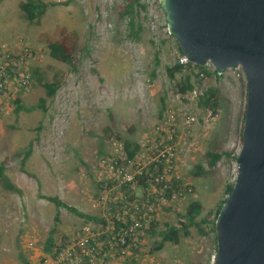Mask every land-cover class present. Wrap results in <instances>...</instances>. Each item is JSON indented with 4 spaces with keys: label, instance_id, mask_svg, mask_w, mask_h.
Listing matches in <instances>:
<instances>
[{
    "label": "rangeland",
    "instance_id": "1",
    "mask_svg": "<svg viewBox=\"0 0 264 264\" xmlns=\"http://www.w3.org/2000/svg\"><path fill=\"white\" fill-rule=\"evenodd\" d=\"M24 1L0 0V38L25 37L36 52L33 67L41 69L40 80H58L61 86L48 100L46 113L36 109L16 114L13 102L9 110L0 112V164L5 166L7 178L21 189V193L11 191L0 180V264H24L22 257L39 264L46 254L44 248L55 227L58 207L45 195L58 196L84 213L104 217L97 196L104 192L113 198L119 186L111 181L109 189L110 175L100 166L99 157L119 158L118 145L126 137L139 141L143 133H151L163 105L164 111L180 113V130L184 114L199 116L194 130L182 131L185 136L197 137L199 147L187 160L183 176L192 191L164 211L157 230L177 220L178 213L184 214L187 205L196 200L203 205L198 219L206 221L192 226L190 235L182 236L178 244L167 242L161 251H152L160 236L149 233L142 252L135 250L131 260H117L116 264H212L217 256L215 215L228 196V186L235 183V156L242 146L247 98L242 70L228 69L218 76L211 67L207 77L200 79L198 69L186 68L171 79L167 66L178 62L180 50L168 33L159 0H137L133 8L128 5L133 0H44L58 4L40 22L32 23L21 10ZM65 34L77 37L73 64L50 55L49 44ZM187 74L192 75L195 91L183 95L178 84ZM40 80L35 79L20 97L26 107L35 106L46 96ZM210 89L218 90L220 116L207 126L200 93ZM30 148L25 173L22 159ZM208 152L223 155L213 168ZM196 166L201 167L199 174ZM97 181L111 186L103 191ZM110 191L114 193L110 195ZM59 218L55 233L58 245L70 242L85 226L104 228L66 207L60 208Z\"/></svg>",
    "mask_w": 264,
    "mask_h": 264
},
{
    "label": "water",
    "instance_id": "2",
    "mask_svg": "<svg viewBox=\"0 0 264 264\" xmlns=\"http://www.w3.org/2000/svg\"><path fill=\"white\" fill-rule=\"evenodd\" d=\"M189 61L247 86L237 176L216 219L215 264H264V0H159Z\"/></svg>",
    "mask_w": 264,
    "mask_h": 264
},
{
    "label": "built area",
    "instance_id": "3",
    "mask_svg": "<svg viewBox=\"0 0 264 264\" xmlns=\"http://www.w3.org/2000/svg\"><path fill=\"white\" fill-rule=\"evenodd\" d=\"M32 50L22 36L15 40L0 38L2 113L10 109L14 97H21L32 87L30 70ZM177 58L184 66L191 63L181 51L177 53ZM211 67L214 68L209 63L207 68ZM241 72L244 75L243 70ZM198 75L199 78L207 77L206 73L200 71ZM179 115L180 113L173 109H166L160 115L155 129L151 133H143L140 137L138 141L140 149L135 159L128 164L118 166L117 159L114 158L100 160V166L110 175L108 180L118 183L121 208L115 212L114 218L106 217L105 228H99L94 224L85 226L70 242L54 252L46 253L39 264H116L117 260H131L135 250L143 251L149 230L154 224L162 222L166 207L181 203L185 192L190 191L183 176L187 160L199 147V141L193 135L185 136L182 131L194 130L199 122V116L194 112L184 114L181 119L183 130H180ZM219 116L218 108L208 106L202 118L209 126L218 121ZM118 151L119 158L122 161L126 160L124 141L118 145ZM143 174L148 175L145 186L141 185L139 180V176ZM174 183L181 185L173 189ZM124 185L130 186L132 191L124 190L122 188ZM136 189L139 192H136ZM100 200L106 203L108 194L102 192ZM180 221L179 217L169 223L179 225ZM216 257V255L213 257L212 264H215ZM110 259L111 263H107ZM144 264L152 263L146 261Z\"/></svg>",
    "mask_w": 264,
    "mask_h": 264
},
{
    "label": "trees",
    "instance_id": "4",
    "mask_svg": "<svg viewBox=\"0 0 264 264\" xmlns=\"http://www.w3.org/2000/svg\"><path fill=\"white\" fill-rule=\"evenodd\" d=\"M136 3H137V0H133L128 5H129V7L133 8V6ZM57 4L58 3L54 2V1L46 2L44 0H26V1L21 3L20 7H21V10L24 12L26 19L32 23V22H40L42 19H44L48 10ZM131 24H132V26H134L133 22ZM76 45H77L76 35L75 34H65L62 37H60L58 40L49 44L50 55L52 58H54L58 61L73 64L74 53L76 51ZM178 47H179V50L181 51V53H183L179 45H178ZM32 52H33L32 53L33 59L31 60V63H30V70L32 73V80L34 82L35 79L40 80L43 77V73H42L40 68L33 67V61L36 57V52H35V50H32ZM156 58H157V61L159 62V55H157ZM186 68H188L189 70L198 69L200 72H204L206 74H207V69H208L207 66L201 67V66H198V65L193 64V63H189V65L184 66V65L180 64L179 62H177L173 66H167V72H168V75L171 79H175L176 74L184 71ZM215 72L219 76L217 70H215ZM200 79H204V78H200ZM33 82H32V85H33ZM41 83H42L43 87L45 88L46 96L41 97L39 103L36 104L35 106L26 107L23 104V102L19 96H16L12 99V102L14 105V112L16 114H19L20 111H22V110L32 111V110L40 109V110L44 111L45 113L48 111V100L53 99L56 96V94H57V92L61 86V82L58 80H55V81L43 80V82L41 81ZM178 86H179V91L183 95H186L188 92L193 91L195 89V83L192 79V75L191 74L185 75V77L180 81ZM218 95H219L218 90L213 91L210 89V90H207L206 92H204L201 95L200 99H201V102L206 107L211 106L214 108H218ZM163 101L164 100H162V103H163ZM164 109H165V105H163L162 113L164 112ZM245 111H246V109H245ZM245 111H244V120H245ZM242 131H243V126H242ZM242 131H241V142H242ZM139 149H140V146H139L138 141H136L132 138L126 137L124 139V152L126 153V160L122 161L120 158H114V159H117L118 166H121L124 163L128 164L131 160L135 159ZM30 153H31V148H30L29 152L26 155H24V157L22 159V170L25 173H28V171L25 168V164H26L27 157L30 155ZM207 156L209 157V166L211 168L216 166L217 163L223 157V155L219 152H208ZM236 158H237V156H235V160H236ZM101 159H106V156L101 155L99 157V163H100ZM194 169L196 170V173H198V174L201 172L200 166H196V167H194ZM151 170L154 172L153 168ZM147 178H148V175H146V174L140 175L139 176L140 184L145 186ZM0 180L2 181L4 186H6L7 189L21 193V189L18 188L17 186H15L7 178V176L5 174V166L3 164H0ZM110 183L112 184V186ZM110 183L109 182H103V181H97V186L99 187V189H104V190H105V188L111 186L109 188V189H111L113 187V183L111 181H110ZM180 185H181V183H174L173 189L179 188ZM188 187H189V185H188ZM233 187H234V183L228 186L227 195H229V193L231 192ZM122 188L124 190H127L128 192L132 191L130 186H128V185H124ZM189 189H190V191L187 190L185 192V195L188 192L192 191L191 186L189 187ZM113 193L114 192L110 191V195H112ZM117 194L118 195L113 197V198L111 196L108 197V200L106 203H103V201L100 200L102 197V193H100L97 196V202L99 204V207L104 208V213H103L104 217H98V216L89 215L87 213H84V212L80 211L79 209H77L76 207L68 205L58 196H46L45 195L44 196L45 198H47L49 201L53 202L58 207L56 218H55L56 224H55V227H53L51 229L50 235L48 236V239L46 241V245L44 248L45 253L54 252L56 249H59L60 247L65 245V243L58 245L56 242V239H55V233L57 231V225H58L57 223L60 220L59 216H60V208L61 207H66L68 210L72 211L73 213L77 214L78 216H80L82 218H85L87 221L102 223L104 225V228H105L107 226L106 217L114 218L115 212L121 208L122 203L120 202V194L119 193H117ZM227 197L223 200L220 207L218 208L216 215H215V220L213 223V229H214L215 238H216V246H217V233H216V226H215L216 219L219 215V212H220L223 204L227 200ZM98 200H100L101 203H99ZM170 208L171 207H166V210H169ZM202 212H203V205H202L201 201L196 200V201L190 202L189 205H187L186 211L184 212V214L178 213V216L181 218L179 225H173V224H170L169 222H167L165 224L166 227L163 230L158 231L157 229H158L160 224L159 223L154 224L151 227V229L149 230V233H151L153 235L158 234L160 236V239H159V241H155L153 247L151 248L152 251H161L164 249L165 244L167 242L178 244L181 241L182 236H189L190 235V228L192 226H194V225L200 226V224L202 225V223L206 221L205 218L200 219V220L198 219L201 216ZM66 243H68V242H66ZM22 260H23L24 264H32L25 257H22ZM174 264H205V263L202 261H190V262H176Z\"/></svg>",
    "mask_w": 264,
    "mask_h": 264
},
{
    "label": "crops",
    "instance_id": "5",
    "mask_svg": "<svg viewBox=\"0 0 264 264\" xmlns=\"http://www.w3.org/2000/svg\"><path fill=\"white\" fill-rule=\"evenodd\" d=\"M246 90H247V87H246Z\"/></svg>",
    "mask_w": 264,
    "mask_h": 264
},
{
    "label": "clouds",
    "instance_id": "6",
    "mask_svg": "<svg viewBox=\"0 0 264 264\" xmlns=\"http://www.w3.org/2000/svg\"><path fill=\"white\" fill-rule=\"evenodd\" d=\"M236 71V70H235ZM245 76V75H244Z\"/></svg>",
    "mask_w": 264,
    "mask_h": 264
}]
</instances>
